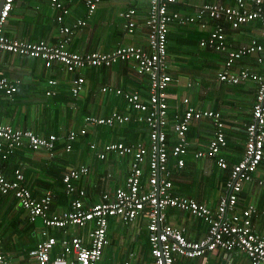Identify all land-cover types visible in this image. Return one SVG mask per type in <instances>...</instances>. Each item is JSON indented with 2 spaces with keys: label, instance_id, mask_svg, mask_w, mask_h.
<instances>
[{
  "label": "built area",
  "instance_id": "obj_1",
  "mask_svg": "<svg viewBox=\"0 0 264 264\" xmlns=\"http://www.w3.org/2000/svg\"><path fill=\"white\" fill-rule=\"evenodd\" d=\"M16 0H0V54L21 56L38 60L47 69L62 66L69 74L79 76L71 82V94L78 99L85 85L82 71L89 68L112 67L119 63H133L136 75L148 76L146 93L111 87H103L102 92L115 91L124 96L131 107V113L120 114L112 111L106 116H86L80 129L67 131L64 138L56 134L41 136L32 130L17 129L0 122V159L8 160L17 150L27 146L35 152L45 151L51 159L55 156L58 142L63 139L66 151L73 150V144L97 127L114 128L126 124H142L147 127L149 146L143 143L128 145L125 142L105 144L99 154L102 160L110 154L129 157L132 166L124 187L112 194L105 193L99 202L87 203L86 191L78 190L75 183L89 174V168H70L63 176L65 193L71 198L70 210L54 211L56 192L47 190L43 195H34L27 185L24 168H17L13 177H7L0 168V194L12 195L26 212L31 223L42 220L44 230L42 239L34 250L29 252L35 264H100L108 239L109 223L118 218L126 226L137 222L145 224L148 231L150 262L146 264H222L212 262L210 257L219 253L242 252L249 264H264V236L253 226V219L260 213L256 205L239 208V201L245 184L264 188V174H259L264 160V0H231L230 4H204L195 8L194 13L181 15L174 10L180 0H148L146 13L141 15L140 8L134 4L119 13L123 19L126 35L136 33L139 21L143 19L147 29L148 49L137 45H119L112 52H74L69 44L75 34L86 28L101 0H87L88 12L84 18L72 25L66 24L70 16V0H50L51 8L56 11L55 20L59 26L60 39L55 45L39 40L30 42L12 39L5 35L6 25ZM210 21L217 23L216 28L200 46L224 55L223 69L216 80L229 87L252 83L255 86V103L252 119L246 127V146L244 156L238 163L231 164L222 155L226 146L225 137L217 136L207 149L195 152L197 159L208 158L229 175L224 182L223 192L216 207L199 203L193 198L173 193L175 169L185 167V157L189 154L188 132L190 126L203 117L212 118L210 110H198L191 105V98L183 99L184 112L176 115L175 136L178 143L169 145L167 126L169 124L168 89L173 81L169 64V34L171 27L197 25L206 28ZM259 23L257 36L247 43L235 47L227 39V30H240L242 27ZM48 97L56 95V80L48 81ZM21 85L0 75V92L13 98ZM191 86V85H190ZM135 114V116H133ZM218 127L222 123L217 118ZM91 149L97 148L91 144ZM172 160L174 163L172 164ZM147 169V174L144 173ZM146 177V179L144 178ZM170 210L190 212L207 226L206 235L197 241L186 237V229L167 222ZM69 227L89 229L90 246L83 238H57L49 235L51 229ZM60 245L63 253L54 255ZM0 264H7L0 248ZM122 264H133L125 261ZM227 264V263H226Z\"/></svg>",
  "mask_w": 264,
  "mask_h": 264
},
{
  "label": "crops",
  "instance_id": "obj_2",
  "mask_svg": "<svg viewBox=\"0 0 264 264\" xmlns=\"http://www.w3.org/2000/svg\"><path fill=\"white\" fill-rule=\"evenodd\" d=\"M84 1L86 0H70L68 2L71 11L68 21L78 18V16L82 17L85 14L86 5ZM215 3L230 4L231 0H180L179 4L174 6V10L180 12L181 15H187L194 13L195 8L198 6ZM130 5H132L131 0H102L99 6L100 8L89 21L88 26L72 38L69 49L80 53L94 51L110 52L121 44L143 46L148 49L147 29L143 19L139 21L138 29L134 35L128 36L123 30L119 13L127 9ZM135 5L140 8V14L143 15L148 8V0H140ZM56 15V11L50 6V0H16L11 15L4 26V32L12 39L30 42L43 40L55 45L60 39L59 26L55 20ZM216 26L217 23L214 21H210L206 28H201L197 25L180 26L176 24L171 27L170 34L177 33L178 37L185 40L190 37L196 38L197 36L200 38L205 34L200 39L201 42L203 38H207L210 35ZM259 28V23L254 22L249 26L242 27L240 30L228 29L227 39L230 44L237 47L240 44L247 43L254 35H257ZM200 42L198 47H188L184 45L183 40H180L178 42L180 44L175 48L172 45L169 46V71L173 77V81L168 90L171 101L170 109H173L170 112L171 114H176L178 111L184 112L185 106L182 105V102L184 98L189 97L187 92L179 97V92L177 91L178 86L176 85L186 86L189 91L194 90L196 98L198 97L202 100L200 105L196 103L197 106L203 107L204 101L208 100L207 106L204 108L220 110L227 123L226 133L229 147L223 152V156L231 164L238 163L244 156V146L247 139L246 127L252 119L255 86L252 83L241 84L236 88L222 86L216 80L217 73H215V68L219 64V71L223 69L224 55L218 54L214 50L202 48ZM192 48H197V50L191 51ZM208 50L216 56H221L218 58H222L223 61H216V58L213 56L210 57L209 53L208 58L203 57L202 52ZM185 65H188V67H185ZM202 66H206V68L202 69ZM212 66H214V69H212ZM39 67H42L44 71H51L52 76H44L45 74L43 75ZM94 69L90 68L82 71V76L86 80L85 89L81 94L80 100H73L72 98L74 97L70 90L71 82L79 74L66 73L62 66L47 69L38 60L11 56L6 53L0 54V75L21 81L18 92L13 98H8L0 92V122L10 124L17 129H22L23 126L21 125L26 124L32 126L34 130L41 127L40 125L45 124L48 128H53V134H57L56 130L64 134L67 130L79 128L82 122L81 113L106 116L108 112H112L113 110L127 111V105L122 99L116 97V95H106L101 91L103 86L109 84L115 87H121L123 83L125 84L129 81L131 85H127L128 87L126 88L137 91V88H140L141 84L144 83V89L147 91V78L137 76L138 79H135L131 76H122L121 65L103 72L102 70H96L98 68ZM51 79L58 80V84L55 86L57 93L53 96L52 103L54 124L48 125L47 122L50 123V120H48V117L45 118L42 116L44 112L42 107L48 104H46V101L42 102L36 99L33 96L35 94L32 93V89L43 84L44 88L42 90L44 96L45 90L51 88L48 83ZM215 86L218 87L215 89ZM192 100L194 102L193 98ZM45 120L46 123L44 122ZM168 121L167 134L169 145L172 144L171 146H174L178 143L175 136V124L177 123L175 116L169 115ZM209 126L210 123L208 121L193 123L190 126L188 141L191 145V151L185 157V167L175 169L173 183L175 185L174 193L176 195L194 197L198 201L214 208L218 204L220 195L223 192L224 182L229 172L219 169L208 158L197 159L194 156L198 150L202 151L207 149L210 138L212 137ZM125 128L128 133L120 134L119 139L116 138L118 134L116 137L106 138L105 133H113L112 130H108L107 132L106 127L93 129L87 137L81 139L74 145L75 149L72 155L60 153L57 156V158L62 157L55 162L56 164L58 163V166L64 168V172L61 173L62 178L65 171L72 167L80 168L81 166H85L89 168V174L75 183L78 190L86 191L87 203L99 202L103 194H112L116 189L124 187L130 173V158L120 157L116 154H110L105 160L99 158V154L105 144L116 142L122 136L126 138L127 134L128 139H126L133 141V143L128 142L126 144L135 145L137 143H143L149 146V135L145 125L134 123L132 125H125L122 129ZM203 129L208 133L207 138L204 139L199 137V133ZM62 143L64 142H61L60 145ZM90 144H96L97 148L92 150ZM25 157L31 161L33 160V163H27L24 158L19 159L16 156L12 159L13 161H18L16 164H22L25 171L32 169L27 183L31 189L33 188L32 190L37 194L36 196L43 195L47 190H53L56 192L55 211L60 213L70 210L71 198H76L77 194L69 198L65 193V186L60 180L56 181V179L47 178L44 162H50L53 165V161L48 160L47 155L43 152L34 154L26 153ZM173 163L174 160H172ZM217 170L221 171L220 175L216 174ZM259 174H264V160ZM144 178L146 179V177ZM2 197L5 199L3 198L4 203L1 202L0 204V210H5V208H9L6 203V198L13 196L8 195ZM251 204L256 205L261 210L254 217L253 226L259 234L264 236V188L252 184H245L239 201V208L244 209ZM26 221L27 224H24L22 220H14L9 223V228L12 231V236L9 240L3 239L0 236V248L5 255L7 264H35L30 259L29 252L34 250L41 241L44 224L42 222V226L38 227L36 225L38 220L31 223L27 218ZM167 222L184 227L186 229V237L190 240H200L207 232V226L204 222L176 211H169ZM21 225L24 226L23 229ZM141 226L145 229L144 236ZM18 229H22L21 232H18ZM89 229L90 227L85 229L74 227L65 229L54 228L50 230L49 235L57 238L59 241L71 237L83 238L86 245L90 246V239L88 237ZM108 239L110 245L104 252L101 264H122L125 261H132L133 264H146V262L152 260L149 254L148 231L142 222L126 226L118 218L111 219ZM26 240L30 241L32 246L27 245ZM140 242H142L141 246L136 249L137 243ZM119 248L123 250L122 253L119 252L116 254L119 255V259L114 260L112 258L110 260L107 258L103 263L105 256L109 252L111 254L116 253V250L119 251ZM62 253V248L58 245L54 255L58 256ZM226 255H228L226 259L227 264H249L246 256L239 251L229 254L219 253V255L210 257V259L212 258V262L222 263Z\"/></svg>",
  "mask_w": 264,
  "mask_h": 264
},
{
  "label": "trees",
  "instance_id": "obj_3",
  "mask_svg": "<svg viewBox=\"0 0 264 264\" xmlns=\"http://www.w3.org/2000/svg\"><path fill=\"white\" fill-rule=\"evenodd\" d=\"M84 3H85V5H86V9H85V14L82 16V17H79L78 16V18H75V19H73V20H70V21H68L69 20V18H70V16L69 17H66V24H68V25H72V24H74V22L75 21H77L78 19H81V18H84L85 16H86V14H87V12H88V6H87V0L86 1H84ZM102 3V0H101V2L98 4V7H97V10L95 11V13H94V15L97 13V11H98V9L100 8L99 6H100V4ZM132 3V2H131ZM134 4L132 3V5H130V6H133ZM129 6V7H130ZM128 7V8H129ZM127 8V9H128ZM127 9H125V10H127ZM124 11V10H123ZM71 15V14H70ZM93 15V16H94ZM120 18V17H119ZM120 20L122 21V24H123V19H121L120 18ZM247 26H249V25H247ZM5 33V32H4ZM6 35V34H5ZM76 35V34H75ZM74 35V36H75ZM205 34H203L200 38H199V36H197L196 38H192V37H190L189 39H187V40H185V39H183V38H181V37H178L177 36V33H175V34H169V36H170V38H169V42H170V44H168V53L170 54V45H172L174 48L178 45V44H180V43H178V42H180V40H183L184 41V45H186V46H191V47H198L199 46V42H200V39L204 36ZM7 36V35H6ZM73 36V37H74ZM255 36H257V35H254L253 37H255ZM173 37V38H172ZM122 45V44H121ZM195 49L197 50V48H192L191 49V51H195ZM110 52H112V51H110ZM210 54V57H215L216 58V61H223V59L222 58H218V57H221V56H216L214 53H212L211 51H203L202 52V56L203 57H205V58H208V56H209V54ZM19 57H21V56H19ZM22 58H26V57H22ZM26 59H29V58H26ZM30 60H32V59H30ZM118 65H121V68H122V76H124V77H132V78H135V79H138V77H137V75H136V71H135V68H134V64L133 63H129V62H126V63H119V64H116V65H114V66H112V67H98V69H96V70H98V71H101L102 70V72L103 71H105V70H110L111 68H113V67H115V66H118ZM190 65H192V64H190ZM219 64H217V66H216V68H215V73H218L219 72ZM185 67H188V65H185ZM63 68V67H62ZM204 68H206V66H202V69H204ZM53 69V68H52ZM90 69V68H89ZM212 69H214V66H212ZM93 70H95L94 68H93ZM66 72V71H65ZM128 73H129V75H128ZM132 73V74H131ZM214 73V72H213ZM217 75V74H216ZM52 76V75H51ZM143 77V76H142ZM146 78H147V80H148V83H149V78H148V76H145ZM52 80V79H51ZM53 80H56V79H53ZM57 82H58V80H56ZM148 83H146L147 85H148ZM127 85H131V83L129 82V81H127L125 84L123 83L122 85H121V87H115V86H112V85H106V86H103V87H111V88H114V89H122L123 91H126V90H132V89H128V88H126V87H128ZM223 85H225V86H227L225 83H223L222 84V86ZM241 84H239V85H236V86H234L235 88L237 87V86H240ZM102 87V88H103ZM227 87H229V86H227ZM145 88V86H144V83L143 84H141V87L140 88H137V91L140 93H146V90L144 89ZM51 89H53V86L51 87ZM84 89H85V85H84ZM144 89V90H143ZM169 90V89H168ZM217 90H219V89H217ZM101 91H102V89H101ZM134 91V90H133ZM136 91V90H135ZM254 91H256L255 89H254ZM46 92H47V90H45V98H47L48 100L46 101V104H48L47 106L46 105H44L43 107H42V109H44V112L42 113L43 115V117H48V120H50V123L49 122H47L48 123V125H50V124H54L53 123V97H48L47 95H46ZM168 92V91H167ZM106 95H112V96H114V95H116L115 94V91H106V92H104ZM81 97V96H80ZM80 97L78 98L79 100H80ZM116 97H118V98H120V99H122L123 101H124V103H126V105H127V111H117V112H119L120 114H127V113H131V107L129 106V104H128V100H126L125 98H124V96H117L116 95ZM190 98V97H189ZM207 98H208V96H207ZM73 100H77V99H75V98H72ZM66 101V100H65ZM170 99H168V104H169V106H170ZM254 103H255V99H254ZM191 105L192 106H194L195 107V109H198V110H210V111H212L214 114H215V116L214 117H212V118H208V117H203L202 119H201V121H199V122H204V121H208L209 123H210V131H211V133H212V137L210 138V141H209V144L213 141V140H216L217 139V136L219 135V134H221V135H223L224 137H225V142H226V146H225V148L223 149V151L221 152L222 153V155H223V152L226 150V149H228V147H229V142H228V138H227V133H226V130H227V123H226V121H225V119H224V117H223V113L220 111V110H218V109H207V108H204V107H200V106H197V104L196 103H194L193 102V100H192V98H191ZM253 106H254V104H253ZM173 109L171 108H169V115L170 116H172V115H174L175 116V118H176V115L178 116V115H180V112L178 111L176 114L174 113V114H171V112L170 111H172ZM175 110V109H174ZM114 111V110H113ZM110 112H108L106 115H108ZM89 115H91V116H98V115H94V114H89V113H85V114H83V113H81V116H82V121H83V118L84 117H86V116H89ZM57 116H58V114H57ZM105 116V115H104ZM133 116H135V114H133ZM56 117V116H55ZM217 118L219 119V122L220 123H222V127H218V122H217ZM45 123H46V120L44 121ZM55 122V121H54ZM82 123V122H81ZM81 123H80V126H79V128L78 129H80V127H81ZM194 123H197L196 121L194 122ZM134 124V123H133ZM126 125H132V124H126ZM140 125H142V124H140ZM21 126H23V130H32V131H34L36 134H38V135H41V136H47V135H50V134H53V128H48L45 124H42V125H40L41 127H38V128H36L35 130L32 128V126H29V125H26V124H24V125H21ZM125 125H123V126H116V127H114V128H109V127H106V130H107V132H108V130L109 131H113V133H114V135L113 136H117V134H118V136L116 137V138H118L119 139V137L121 136L120 134H125V133H128V131L126 130V128L125 129H122L123 127H124ZM97 128H105V127H103V126H101V127H97ZM96 129V128H95ZM68 131V130H67ZM104 131V130H103ZM132 131V130H131ZM56 132H57V134L56 135H58L59 137H61V138H64V135L61 133V132H59L58 130H56ZM110 133L111 132H108V133H105V136H107L106 138H109V137H112L111 135H110ZM88 136V135H87ZM87 136H85V137H87ZM85 137H82V138H80V140L81 139H83V138H85ZM126 138L128 139V137H127V134H126ZM126 138H123V136L120 138V140H118V141H116V142H125V143H128V142H132L133 143V141H129V140H127ZM187 138H188V136H187ZM79 140V141H80ZM117 140V139H116ZM247 140V139H246ZM79 141H77V142H79ZM77 142H75L74 144H73V150L69 153V152H67L65 149H66V145L65 144H63L62 143V145H60V144H57V148H56V151H55V156L51 159L49 156H47V159L48 160H51V161H53V165H51L50 164V162H44V167H45V172H46V175H47V178L48 179H56V181L57 180H60L61 182H62V180H63V178H62V176H61V173H63L64 172V168L62 167V166H58V163L56 164L55 162H57V160L58 159H60V158H62L61 156L60 157H58L57 158V156L60 154V153H62V154H64V155H72L73 153H74V149H75V144L77 143ZM115 141L114 142H112V143H116ZM170 145H172V144H170ZM90 146H91V144H90ZM245 146H246V142H245ZM245 146H244V151H245ZM62 149H63V151H62ZM190 150H191V146H190ZM41 152H43V153H45V151H41ZM26 153H30V154H34V153H39V152H35V151H33V150H31V149H28L27 148V146H25L23 149H21V150H17L12 156H10L9 158H8V160H6V161H4V160H1L0 159V162H1V164H0V168L3 170V172H4V174L9 178V177H13V175H14V172H15V170L17 169V168H20L21 169V167L22 168H24L23 167V165L22 164H16V162H18L17 160H15V161H13V157H15L16 156V158H24V160H26V162L28 163H33V160L31 161L30 159H28L27 157H25V155H26ZM46 154V153H45ZM126 158H129V157H126ZM171 161H172V159H171ZM20 166V167H19ZM131 166H132V160H131V158H130V167H129V172H130V169H131ZM184 168V167H183ZM69 170L67 169L66 171H65V173L66 172H68ZM31 172H32V169L31 170H26L25 171V169H24V175H25V178H26V182H28V177H29V175L31 174ZM144 173L145 174H147V169H145V171H144ZM175 173V172H174ZM64 176V175H63ZM129 176V175H128ZM27 185L30 187V185L27 183ZM175 186V185H174ZM31 188V187H30ZM33 189V188H32ZM173 193H174V187H173ZM34 195H37L36 193H34ZM186 197H188V198H193V199H195V200H197L196 198H194V197H191V196H186ZM3 198L4 197H2L1 195H0V204H1V202L3 203ZM56 199V198H55ZM198 201V200H197ZM199 203H202V202H200V201H198ZM56 206H55V201H54V204H53V210L55 211L56 209ZM172 211H176V212H179V213H182V214H184V215H188V216H190V217H192V218H195V219H198V218H196V217H194L190 212H180V211H177V210H172ZM27 215V214H26ZM28 218V217H27ZM200 220V219H199ZM235 252V251H234ZM100 264H101V262H100Z\"/></svg>",
  "mask_w": 264,
  "mask_h": 264
},
{
  "label": "rangeland",
  "instance_id": "obj_4",
  "mask_svg": "<svg viewBox=\"0 0 264 264\" xmlns=\"http://www.w3.org/2000/svg\"><path fill=\"white\" fill-rule=\"evenodd\" d=\"M101 17V16H100ZM98 18H99V16H98ZM97 18V19H98ZM114 18H115V16H114ZM39 69H41V71H42V73H43V75L44 76H49V75H51V71H49V70H45L44 71V69L42 68V67H39ZM39 72V71H38ZM40 74H41V72H40ZM176 85V84H175ZM176 86H178L177 87V91L179 92V97L180 96H183L184 94H186V92L188 93V95H189V97H191V98H193L194 99V103H197L198 105H200L201 104V102H202V100H200L198 97L196 98V96H195V91L194 90H188L187 88H186V86H180V85H176ZM218 86H215V89L217 88ZM42 88H44V86H43V84H41V86H39V87H35V88H33L32 89V93H34L35 95H33V96H35L36 97V99H38V100H40V101H42V102H44V101H47L48 99L47 98H45V96H43V90H42ZM113 98V97H112ZM111 98V99H112ZM207 103H208V100L206 101H204V103H203V107H205V106H207ZM17 123V122H16ZM94 133V132H93ZM110 135L111 136H113L114 135V133H110ZM93 137H94V135H92ZM207 136H208V133H207V131L206 130H202L200 133H199V137H201V138H207ZM204 141V140H203ZM202 141V142H203ZM216 174H218V175H220L221 174V171H219V170H217V172H216ZM5 199V198H4ZM6 203H7V205H8V207L9 208H5V210H0V236L3 238V239H7V240H9L10 239V237L12 236V234H11V230H10V228H9V223H11L12 221H14V220H17V221H20V220H22V221H24V224H27V221H26V219H27V215L25 214L26 212L20 207V204H19V202L14 198V197H8V198H6ZM3 203H4V200H3ZM186 218H188L187 216H185ZM38 227H41L42 226V221L41 220H38L37 221V224H36ZM23 227L24 226H22L21 225V228L23 229ZM22 229H18V232H21V230ZM141 229L143 230V236H144V231H145V229H144V227L143 226H141ZM126 230V229H125ZM118 231V230H117ZM27 241V240H26ZM26 244L28 245H30V246H32V243H30V241H27L26 242ZM141 244H142V242H140V243H137V246L135 247L136 249H138L140 246H141ZM122 248V247H121ZM121 248H119V251L118 250H116V253H108V255L107 256H105V258H104V260H103V263H104V261H105V259H114V260H116V259H119V255H116V254H118L119 252L120 253H122L123 252V250L121 249ZM211 261H212V258H211Z\"/></svg>",
  "mask_w": 264,
  "mask_h": 264
},
{
  "label": "clouds",
  "instance_id": "obj_5",
  "mask_svg": "<svg viewBox=\"0 0 264 264\" xmlns=\"http://www.w3.org/2000/svg\"><path fill=\"white\" fill-rule=\"evenodd\" d=\"M66 133V132H65ZM65 133L63 134V135H65ZM58 136V135H57ZM80 139H78L77 141H79ZM64 140L63 139H61V141L60 142H58V144H60L61 142H63ZM64 144V143H63ZM238 251V250H237ZM240 252V251H239ZM242 253V252H241ZM243 254V253H242Z\"/></svg>",
  "mask_w": 264,
  "mask_h": 264
},
{
  "label": "water",
  "instance_id": "obj_6",
  "mask_svg": "<svg viewBox=\"0 0 264 264\" xmlns=\"http://www.w3.org/2000/svg\"><path fill=\"white\" fill-rule=\"evenodd\" d=\"M225 257H226V258H225V260L222 262V264H226V262H227L226 259H227L228 255H226Z\"/></svg>",
  "mask_w": 264,
  "mask_h": 264
}]
</instances>
